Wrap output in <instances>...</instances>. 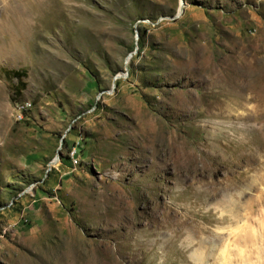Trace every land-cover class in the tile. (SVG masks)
<instances>
[{
  "label": "rangeland",
  "instance_id": "rangeland-1",
  "mask_svg": "<svg viewBox=\"0 0 264 264\" xmlns=\"http://www.w3.org/2000/svg\"><path fill=\"white\" fill-rule=\"evenodd\" d=\"M263 146L264 0H0V264H264Z\"/></svg>",
  "mask_w": 264,
  "mask_h": 264
},
{
  "label": "bare ground",
  "instance_id": "bare-ground-1",
  "mask_svg": "<svg viewBox=\"0 0 264 264\" xmlns=\"http://www.w3.org/2000/svg\"><path fill=\"white\" fill-rule=\"evenodd\" d=\"M180 11V10H179ZM129 60V59H128ZM24 108H26V106L24 107H18L16 108V119L17 120H20L21 119V112L22 110H25ZM243 134V133H242ZM264 148V146H263ZM252 151H247L245 150V148H243V151L242 153L241 152H238L236 154H234L231 159L233 160H238V161H242L246 164H249L251 162H253L254 160V157L252 155V153H250ZM212 160L214 162H217L218 161V156L217 157H212ZM59 164V160L58 158H54L51 162V166L55 167ZM216 166V165H215ZM258 176V175H257ZM249 178H247L248 180ZM193 180V178H192ZM259 181H264V175L261 176V177H253L252 179H250V186L252 185H255L257 184V182ZM264 183V182H263ZM232 189V188H231ZM189 200H194L196 199V193H192L190 195H188L187 197ZM238 198H239V195L238 194H226V195H222L221 196V200H218L214 206L212 207V210H213V214L214 215H217V220H218V223H223L227 218L229 220H237L238 218V213H237V210H239V201H238ZM214 199H216V197H214ZM195 203V202H194ZM209 206V201H206L204 198L199 200L198 204L196 205V207L198 208V211L200 212L201 210H205L207 209ZM194 207H195V204H194ZM196 209V208H195ZM198 213V212H197ZM135 220V219H134ZM235 223H237L235 221ZM221 228V227H220ZM219 226H216L215 227V231H218V232H221ZM232 233V232H231ZM152 235V234H151ZM157 237V235H156ZM153 238V237H152ZM151 238V239H152ZM147 239V238H146ZM156 242V240H155ZM139 243V242H138ZM147 243V242H146ZM137 245V244H136ZM158 245V244H157ZM184 249L187 247L189 249V251L187 252H191L192 254H195V253H203V254H211V252L213 250L216 249V246L217 244H214L213 241H211L210 239L208 241H198V242H193L192 240H189L188 242H186L184 245ZM141 247V246H140ZM156 247V246H155ZM151 248V247H150ZM154 248V246H153ZM157 248V247H156ZM152 249V248H151ZM151 251V250H149ZM156 251V250H155ZM158 251V250H157ZM160 251V250H159ZM147 252V251H146ZM157 254V253H156ZM223 255V254H222ZM224 255H225V252H224ZM222 264V263H221Z\"/></svg>",
  "mask_w": 264,
  "mask_h": 264
},
{
  "label": "trees",
  "instance_id": "trees-1",
  "mask_svg": "<svg viewBox=\"0 0 264 264\" xmlns=\"http://www.w3.org/2000/svg\"><path fill=\"white\" fill-rule=\"evenodd\" d=\"M10 75H12L13 77H16V78H19L22 76L21 73H18V72H9ZM23 84L21 82L17 83L15 86H14V92L16 93H20V91L22 90L23 88Z\"/></svg>",
  "mask_w": 264,
  "mask_h": 264
},
{
  "label": "water",
  "instance_id": "water-1",
  "mask_svg": "<svg viewBox=\"0 0 264 264\" xmlns=\"http://www.w3.org/2000/svg\"><path fill=\"white\" fill-rule=\"evenodd\" d=\"M180 4H181V2H180ZM131 55H132V54H131ZM131 55H129L127 59H129V58L131 57ZM50 166H51V162H50Z\"/></svg>",
  "mask_w": 264,
  "mask_h": 264
}]
</instances>
